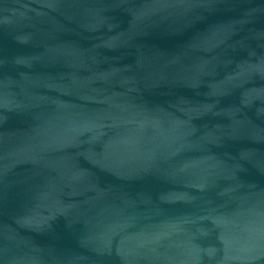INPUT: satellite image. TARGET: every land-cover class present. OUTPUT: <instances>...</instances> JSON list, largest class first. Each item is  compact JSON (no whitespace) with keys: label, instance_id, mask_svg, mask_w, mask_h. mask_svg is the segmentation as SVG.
I'll return each instance as SVG.
<instances>
[{"label":"water","instance_id":"obj_1","mask_svg":"<svg viewBox=\"0 0 264 264\" xmlns=\"http://www.w3.org/2000/svg\"><path fill=\"white\" fill-rule=\"evenodd\" d=\"M0 264H264V0H0Z\"/></svg>","mask_w":264,"mask_h":264}]
</instances>
